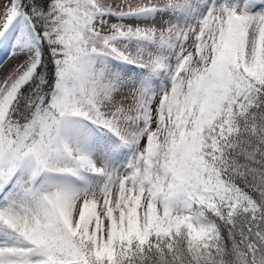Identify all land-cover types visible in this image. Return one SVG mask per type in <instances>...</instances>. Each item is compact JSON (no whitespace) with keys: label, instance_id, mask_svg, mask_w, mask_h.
I'll use <instances>...</instances> for the list:
<instances>
[{"label":"snow or ice","instance_id":"6c2138e0","mask_svg":"<svg viewBox=\"0 0 264 264\" xmlns=\"http://www.w3.org/2000/svg\"><path fill=\"white\" fill-rule=\"evenodd\" d=\"M0 43V264H264V0H0Z\"/></svg>","mask_w":264,"mask_h":264},{"label":"rangeland","instance_id":"374dc122","mask_svg":"<svg viewBox=\"0 0 264 264\" xmlns=\"http://www.w3.org/2000/svg\"><path fill=\"white\" fill-rule=\"evenodd\" d=\"M9 50V47L6 44L0 46V62L9 61ZM128 67L130 66H122L121 71Z\"/></svg>","mask_w":264,"mask_h":264},{"label":"trees","instance_id":"16d2710c","mask_svg":"<svg viewBox=\"0 0 264 264\" xmlns=\"http://www.w3.org/2000/svg\"><path fill=\"white\" fill-rule=\"evenodd\" d=\"M3 45L2 43H0V46Z\"/></svg>","mask_w":264,"mask_h":264}]
</instances>
